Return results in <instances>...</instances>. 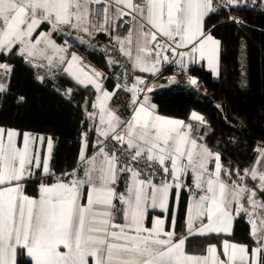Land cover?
Masks as SVG:
<instances>
[{"label": "snow or ice", "instance_id": "snow-or-ice-1", "mask_svg": "<svg viewBox=\"0 0 264 264\" xmlns=\"http://www.w3.org/2000/svg\"><path fill=\"white\" fill-rule=\"evenodd\" d=\"M240 2L225 0L233 6ZM93 4L101 6L100 20L91 19ZM216 11L213 0H0V54L15 50L33 67L46 68L45 75L66 65L65 73L99 94L92 104L97 111L87 114L93 122L88 131L97 136L91 157L86 155L88 132L82 134L83 175L73 170L46 183L44 177L55 175L50 168L53 138L0 127V264H20L21 256L24 264H264V148L257 149L251 167L236 170L233 178L219 153L198 144L192 124L159 115L147 95L140 99L138 93L153 91L140 87L143 78L124 86L132 93V114L122 119L109 106L116 93L103 88V73L90 74L78 55L69 58L68 48L53 38L66 28L92 35L91 29L107 32L112 23L128 25L127 35L115 41L140 72L156 75L162 63H176L184 71L187 64L206 61L218 74L220 42L204 29L205 18ZM0 70L6 77L11 67L0 63ZM36 79L42 83L45 76ZM189 82L199 87L195 78ZM6 91L0 82V93ZM189 119L206 123L195 111ZM38 169L39 194L32 197L25 183ZM189 173L191 185L185 183ZM122 175L125 187L118 191ZM247 180L255 183L249 186ZM182 189L190 192V201L185 234L178 235L174 213L166 230V217L150 212L168 213L170 194L176 190L178 202ZM241 214L251 226V243L222 239L219 249L208 244L204 255L186 252L189 235L231 236Z\"/></svg>", "mask_w": 264, "mask_h": 264}, {"label": "trees", "instance_id": "trees-1", "mask_svg": "<svg viewBox=\"0 0 264 264\" xmlns=\"http://www.w3.org/2000/svg\"><path fill=\"white\" fill-rule=\"evenodd\" d=\"M239 15L243 22L240 27L228 21L224 14L213 12L205 18V32L220 42L219 77L216 81L202 65L191 66L184 75L197 79V91L176 89L151 96V103L156 105L157 113L162 116L187 120L193 111L202 115L207 127L204 142L213 153L221 155V163L233 172V178L236 170L243 173L244 169L251 167L257 157V149L264 148V15L250 11ZM95 42L100 43V36L95 38ZM71 51L107 77L103 81L105 89L116 93L112 106L125 118L129 96L121 89L115 90L116 84L104 55L79 44ZM14 53L15 50L0 54V63L11 66L8 76L0 72V82L7 88L6 92L0 93V127L53 138L50 168L55 175L43 178L50 184L55 182V177H63L76 168L82 134L88 132L89 142L92 138L86 112L95 92L90 86L78 84L61 69L54 78L45 77L41 83L36 79L38 71ZM171 66L162 76L173 74ZM21 96L25 98L24 102L18 103ZM40 174L38 171L35 178L25 183V192L29 196H38ZM183 198L177 233L184 231L185 193ZM222 239L216 235L191 238L186 245L189 253L203 254L210 243L217 244L219 248ZM228 240L251 243L244 215L237 216L233 235ZM19 262H22L20 258Z\"/></svg>", "mask_w": 264, "mask_h": 264}, {"label": "crops", "instance_id": "crops-1", "mask_svg": "<svg viewBox=\"0 0 264 264\" xmlns=\"http://www.w3.org/2000/svg\"><path fill=\"white\" fill-rule=\"evenodd\" d=\"M91 9H92V7H91ZM91 19H92V17H91ZM114 27H115V24L112 23V25L109 27L108 31L107 32L104 31L103 33H96L95 29H91L92 35H87V34H85L83 32H77L75 30L64 29L63 33H58V34H61V36H59L57 34V37H58L57 38V42L58 43L57 42L56 43L58 45H64V46H66L68 48L67 56L69 58H70L71 54H73V53L78 55L81 58L82 66H84L85 70L88 71L90 74H91V70L92 69L94 71H98V70H96L93 67V65H91L87 61H85L79 54L75 53L74 51H71V49L74 48V46L76 44H81V45H84L85 47L90 48L92 50L99 51V52H101L104 55L105 61H106V65L108 66V69H109L110 76H111L112 80L115 82L116 86H117V84L121 85V87L119 89L123 90L129 96L128 115L125 118H122L121 115L118 113V110L112 106V102L111 101H112L113 97L109 101V106L111 108H113L122 119H128L130 117V115L132 114V107H131L132 93H130L128 91H125L124 86L126 85L128 88H131L132 85L135 83V80H136L137 77L148 78L149 81H148L147 87H152L153 91H151V92H146L145 91L144 95L141 96L140 99L142 100L143 97L145 95H147V96L150 97V102H151V96L154 93H162V92H166V91H170V90H176V89L197 91L199 89V87L192 86L190 84V82H189V78L190 77H187V76L185 77V75H184V73L187 71V69L190 68L191 66L202 65L205 68V70H207L211 74L212 80H214V81H216L218 79V77H219L220 47H219V56H218V74L212 72V70L208 67L206 61H198L197 63H194V64H187L186 70H184V71H182L180 69L178 64L174 63L171 66L172 70H173V74H170V75H167V76H162L163 72L161 71V69L156 75H152V74L147 73V72H140L137 68L134 67L133 61L129 57L123 55L119 51V45L115 41V37L116 36L113 35V30L112 29ZM41 30L47 31L48 28H47V26H42ZM206 33H208V32H206ZM78 35H81L83 37L78 36ZM97 36H100V43L99 44H97L95 42V38ZM53 38L55 39V37H53ZM59 38L62 39V42H61V40H59ZM79 38H82L85 42L81 43ZM134 49H135V44H133V53L135 55ZM185 51H187V49H185ZM110 61H112V62L110 63ZM40 62L41 63H46V61H40ZM25 63L28 66L34 68L28 62L25 61ZM3 64H7V63H3ZM65 66L66 65H61L60 67H56V68L53 67V68L56 69V72H58V70L61 69L62 73L68 75L67 73H65L62 70L63 67H65ZM158 67L160 68V66H158ZM2 74H4V73H2ZM8 75L9 74H7V76ZM103 76H105V75L103 74ZM68 77H70V76L68 75ZM173 77H174V81L172 80ZM191 78H193V77H191ZM101 80H102V84H103L104 79L101 78ZM81 86H83V85H81ZM89 86L94 90L95 96H94L93 100L91 101V105H90L89 111L86 112V118H87V122H88V130H89V127L92 125L93 122L88 119L87 114L89 112L97 111L96 109L92 108V104L96 101V97L99 95L91 85H89ZM103 88L105 89L104 85H103ZM115 90H117V87L115 88ZM197 114H199V113H197ZM163 117H165V118H173V117H168V116H163ZM189 117H188L187 120H184V121L186 123L192 124V135H193V137L197 139L198 144H203V145L206 146V144L204 142V137L206 135V130H207L206 125L205 124H200L198 122L191 121L189 119ZM173 119H178V118H173ZM97 120H98V117H97ZM179 120H183V119H179ZM89 133L92 134V138L90 139V142L88 141L89 147L87 149L86 155L91 157L96 152V148L93 147V144H95V142L97 140V136H96V133L94 131H89ZM34 136H43V135H34ZM100 139H102V138H100ZM81 147H82V141H81L80 150H81ZM80 150H79V154H80ZM45 152H46V145L41 148V156H42V158H43V155L45 154ZM209 167H210V169L214 168V164L210 163ZM74 170H76L79 175H83V169L80 167L79 156H78V164H77V166H76V168ZM36 171L37 172L38 171L41 172L40 169H38ZM125 179H126V177L123 176V175L120 177V179L118 181V185H117L118 191H123L124 190ZM185 182L192 183L191 173H189L187 175V177L185 178ZM247 183L249 184V186H251L255 182H253L251 180H247ZM175 191L176 190H173L172 194H170L169 211H168V213H162L159 210H155V211H151L150 212V216L151 215H155V216H165L166 217V225H165L166 230L169 227L171 215L173 213L175 214L176 219L178 220L179 215H180V211H179L180 209L179 208L181 206V202L184 201V198H183L184 197V191L180 190V197H179V201L178 202L175 200ZM38 194H39V192H38ZM261 199L264 200V195L261 196ZM189 201H190V198L186 197V199H185V209H184V218H183L184 231L181 232V233H177L178 235L185 234V226L184 225H185V220H186V209H187V206L189 204ZM236 218H235V220H236ZM235 220L233 222L232 235H233V231H234ZM247 223H248V221H247ZM248 225H249V233H250V227L251 226H250L249 223H248ZM149 226H151L150 225V220H149ZM177 231H178V229H177V225H176V232ZM211 235H215V234H210V235H206V236L189 235L187 240L191 239V238L208 237V236H211ZM231 236H221V237H223V239H228ZM187 240H186V243H187ZM185 250H186V252L189 253L186 244H185ZM189 254H191V253H189ZM204 254H206L205 251L203 252V254H193V255H204ZM19 258L22 260V262L20 264H24V261H25L26 258L23 257V256H21ZM221 258H223V257H221Z\"/></svg>", "mask_w": 264, "mask_h": 264}, {"label": "built area", "instance_id": "built-area-1", "mask_svg": "<svg viewBox=\"0 0 264 264\" xmlns=\"http://www.w3.org/2000/svg\"><path fill=\"white\" fill-rule=\"evenodd\" d=\"M214 5L217 8V11L214 12L216 14H224L228 17V21L235 23L238 27H240L242 25V23H238L236 21H242L241 16L239 15L242 12L245 11H250V12H254V13H258V14H262L264 15V0H255V3H253V0H241L240 4L238 6H233V5H227L225 3V0H213ZM92 7V11H93V15H92V19L93 21H97L101 19V11L100 5H91ZM235 18V19H233ZM129 17H125V20H129ZM128 25H125V27H127ZM125 27H114L115 30H113V35L114 36H120V37H124L127 35L126 31H125ZM96 33H103L104 30H96ZM182 51H185V49H182ZM170 55V53H169ZM172 64L174 63H162L160 65V69L162 72H164L167 68H169ZM37 71L42 70L41 68H35ZM43 72H47V71H43ZM45 75V74H44ZM56 75V71H52L50 70V74H48V78H54ZM146 83L145 85H140L141 88H147V84H148V78H143ZM145 92H141L138 93L139 97L143 96ZM108 143V142H106ZM114 143V142H113ZM186 184L191 185V183L189 182H185ZM186 195L187 198H190V192L187 189H182Z\"/></svg>", "mask_w": 264, "mask_h": 264}, {"label": "rangeland", "instance_id": "rangeland-1", "mask_svg": "<svg viewBox=\"0 0 264 264\" xmlns=\"http://www.w3.org/2000/svg\"><path fill=\"white\" fill-rule=\"evenodd\" d=\"M66 29H67V28H66ZM57 34H58V33H54V34H53V37H55V41H56V42H57V38H58V37H57ZM58 35L61 36V34H58ZM78 36H81V35H78ZM81 37H83V36H81ZM59 39H60V38H59ZM60 40H61V42H62V39H60ZM57 43H58V42H57ZM79 45H81V44H79ZM55 68H56V67H55ZM41 69H42V70H39V71H38V74H39V75H44L45 72H43V71H48L46 68H41ZM51 70H52V71H56V69H54V68H52ZM90 70H91V69H90ZM92 71H93V69L91 70V72H92ZM0 72H1V73H4L3 70H0ZM44 76H45V77H48L47 75H44ZM102 78L105 80L107 77H106V76H103ZM241 215H242V214H241ZM246 219H247V218H246Z\"/></svg>", "mask_w": 264, "mask_h": 264}]
</instances>
